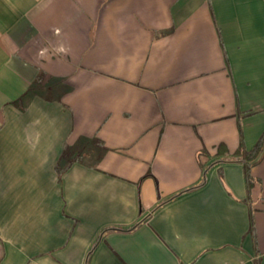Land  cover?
I'll return each instance as SVG.
<instances>
[{"label":"crops","instance_id":"0c3cea01","mask_svg":"<svg viewBox=\"0 0 264 264\" xmlns=\"http://www.w3.org/2000/svg\"><path fill=\"white\" fill-rule=\"evenodd\" d=\"M263 131L264 0H0V264H264Z\"/></svg>","mask_w":264,"mask_h":264},{"label":"trees","instance_id":"16d2710c","mask_svg":"<svg viewBox=\"0 0 264 264\" xmlns=\"http://www.w3.org/2000/svg\"><path fill=\"white\" fill-rule=\"evenodd\" d=\"M44 79H45V74H44V72H42L38 76L36 82L31 85L30 90L31 91H39L40 89H42L43 88L42 81ZM263 152H264V131L252 149L247 150L242 146L240 148V151H238L240 158H242L241 160H243V162H244V167L246 170V177L248 180V184H250V185H251L250 168L252 167V165H254V163L256 162L258 157ZM71 162H72V160L69 157V151H68V148L66 147V149L64 150V152L62 154L61 161H60V163H58V165L56 167L58 175H61L64 172V170L66 169V167L69 166V164Z\"/></svg>","mask_w":264,"mask_h":264},{"label":"rangeland","instance_id":"374dc122","mask_svg":"<svg viewBox=\"0 0 264 264\" xmlns=\"http://www.w3.org/2000/svg\"><path fill=\"white\" fill-rule=\"evenodd\" d=\"M82 157H84L83 155H82ZM86 159H88V157H85Z\"/></svg>","mask_w":264,"mask_h":264}]
</instances>
